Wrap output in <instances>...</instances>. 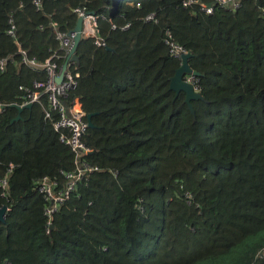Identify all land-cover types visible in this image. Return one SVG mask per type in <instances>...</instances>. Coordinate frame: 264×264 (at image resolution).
I'll return each mask as SVG.
<instances>
[{
    "label": "trees",
    "instance_id": "obj_1",
    "mask_svg": "<svg viewBox=\"0 0 264 264\" xmlns=\"http://www.w3.org/2000/svg\"><path fill=\"white\" fill-rule=\"evenodd\" d=\"M40 3L0 0V58L11 57L0 103L19 102V85L45 79L16 42L45 62L58 47L52 22L71 30L78 7L99 16L106 45L80 39L71 91L92 114L83 157L97 170L78 182L47 232L37 180L62 181L72 153L42 105L13 122L17 110H1L0 207L8 209L0 264H264V0L212 14L180 0ZM148 14L157 21H145ZM167 29L202 74L194 117L184 93L173 99L169 90L180 61L168 53Z\"/></svg>",
    "mask_w": 264,
    "mask_h": 264
},
{
    "label": "built area",
    "instance_id": "obj_2",
    "mask_svg": "<svg viewBox=\"0 0 264 264\" xmlns=\"http://www.w3.org/2000/svg\"><path fill=\"white\" fill-rule=\"evenodd\" d=\"M245 0H180V5L183 8L198 7L201 12L212 14L215 9L222 8L224 10L236 11L241 7ZM36 8H40V0H33ZM77 17L82 18L81 38L93 39L98 46H105L106 42L102 39L97 30V18L99 16L90 13L85 8L78 7L75 9ZM101 18L105 16L101 15ZM145 21H154V14H148L144 18ZM9 28L7 34L15 38V24L12 18L8 19ZM53 33L58 41V47L51 51V56L45 62H39L33 57H28L26 52L21 50L19 44L16 42L17 49L21 54V60L30 66L38 68L45 72V79L42 81L34 80L31 85H19L18 105H25L27 103H38L42 105L45 119L49 120L54 129L58 132L60 142L64 143L72 153V168L61 169L62 181L56 178H51L44 175L37 180L36 189L41 193L45 200L46 206L44 208V215L46 218V231H49V224L51 223L52 215L57 211L60 205L65 203L75 191L77 184L86 175L91 174L97 170V166H92L83 157L90 148L86 146L84 138L89 128L86 113L82 108V104L78 97H71V91L77 85L78 74L75 72L78 62L73 59L67 60L66 68L63 71L62 80L56 81V77L62 72V64L58 61L63 58L65 61L74 44L75 31H63L58 29L55 22L51 23ZM129 24L122 26L125 29ZM115 28V24H111ZM165 44L168 47L170 56L177 58L181 63V55L186 53V49L173 41L170 31L165 30ZM11 57L0 58V72L4 70ZM63 61V62H64ZM180 65V64H179ZM184 81L193 86L195 92H199L198 78L192 73L183 76ZM45 97L47 107L45 108L42 101ZM0 111L4 108H1ZM7 184L6 177L0 180V186L5 188ZM8 209V208H7ZM264 251V247L261 249ZM260 256L258 253L256 255Z\"/></svg>",
    "mask_w": 264,
    "mask_h": 264
},
{
    "label": "water",
    "instance_id": "obj_3",
    "mask_svg": "<svg viewBox=\"0 0 264 264\" xmlns=\"http://www.w3.org/2000/svg\"><path fill=\"white\" fill-rule=\"evenodd\" d=\"M81 26H82V18L81 17H77L75 25L73 27V31H75V37H74V44L73 47L71 49V51L69 52L67 59L63 62L62 64V72L56 77V81L60 82L62 80V73L66 68V64H67V60L69 59H73L76 62H78V56L76 54V48L78 46V43L81 39ZM192 56V54L190 52H186L183 53L181 55V63L180 65L175 69L174 74L169 78V90L174 92V98L175 99L178 94L180 92L184 93V102L188 105L191 114L194 117V109L193 106L191 104L192 100H197V99H203V96L201 95L200 92H195L193 89V86L190 83H187L186 81H184L183 76L185 74H189L192 73L195 76H201L202 74L194 71L188 63V60L190 59V57ZM32 106V103H27L25 105H18L16 103H10V104H3L1 105V108H6V107H11V108H15L17 110V116L14 117L11 122L13 121H17L18 119H20V113L27 108H30ZM91 113L86 114V118H87V122L89 127H93V124L91 122ZM7 210V207L5 205L0 207V222H4L5 221V212ZM53 224L50 223L49 224V228H52ZM264 252V251H263Z\"/></svg>",
    "mask_w": 264,
    "mask_h": 264
}]
</instances>
